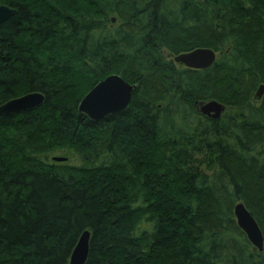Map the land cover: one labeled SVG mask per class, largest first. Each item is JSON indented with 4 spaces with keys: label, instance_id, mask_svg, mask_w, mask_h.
Instances as JSON below:
<instances>
[{
    "label": "trees",
    "instance_id": "obj_1",
    "mask_svg": "<svg viewBox=\"0 0 264 264\" xmlns=\"http://www.w3.org/2000/svg\"><path fill=\"white\" fill-rule=\"evenodd\" d=\"M0 4L16 10L0 24V106L44 95L0 113V264H64L84 230V264H264V0ZM196 48L216 53L209 67L173 61ZM110 74L130 101L92 120L78 104ZM209 100L220 117L199 111Z\"/></svg>",
    "mask_w": 264,
    "mask_h": 264
},
{
    "label": "water",
    "instance_id": "obj_2",
    "mask_svg": "<svg viewBox=\"0 0 264 264\" xmlns=\"http://www.w3.org/2000/svg\"><path fill=\"white\" fill-rule=\"evenodd\" d=\"M15 8L6 4H0V24L8 20L14 13ZM216 53L210 48H196L188 52H182L173 56L175 63L191 69H205L215 60ZM133 84L125 81L118 74H110L97 82L81 98L78 110L92 120H99L105 116L124 110L131 98ZM264 87L259 85L254 98L259 100ZM44 95L40 92H29L19 97L10 99L0 106L2 114H16L25 110H31L40 106ZM199 111L208 117L216 119L221 116L225 106L216 101L209 100L197 103ZM55 161H64L65 157L54 156ZM233 213L238 226L246 234L250 243L258 250H263V236L261 230L242 202L234 205ZM90 232L84 230L73 248L68 261L64 264H84L88 254Z\"/></svg>",
    "mask_w": 264,
    "mask_h": 264
},
{
    "label": "clouds",
    "instance_id": "obj_3",
    "mask_svg": "<svg viewBox=\"0 0 264 264\" xmlns=\"http://www.w3.org/2000/svg\"><path fill=\"white\" fill-rule=\"evenodd\" d=\"M139 229L141 230H147L149 232H151L153 230V222L149 221L147 223H145L144 221H140L139 225L137 226ZM135 236H139L140 232L139 231H134L133 233Z\"/></svg>",
    "mask_w": 264,
    "mask_h": 264
},
{
    "label": "rangeland",
    "instance_id": "obj_4",
    "mask_svg": "<svg viewBox=\"0 0 264 264\" xmlns=\"http://www.w3.org/2000/svg\"><path fill=\"white\" fill-rule=\"evenodd\" d=\"M56 155H57V156H60V155H63V153H57Z\"/></svg>",
    "mask_w": 264,
    "mask_h": 264
}]
</instances>
